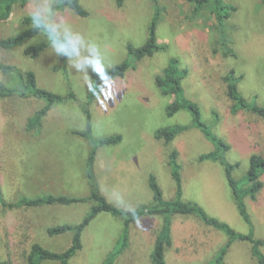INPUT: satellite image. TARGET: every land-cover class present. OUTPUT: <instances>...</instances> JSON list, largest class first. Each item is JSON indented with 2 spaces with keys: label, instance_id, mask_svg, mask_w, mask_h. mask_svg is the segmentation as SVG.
<instances>
[{
  "label": "rangeland",
  "instance_id": "obj_1",
  "mask_svg": "<svg viewBox=\"0 0 264 264\" xmlns=\"http://www.w3.org/2000/svg\"><path fill=\"white\" fill-rule=\"evenodd\" d=\"M58 0H29L15 4L8 19L0 20V39L18 33L29 25L23 18L36 14L76 52L64 61L62 48L50 44L39 55L23 53L26 45L45 41L41 33L12 49L0 47V65L24 72L32 70L37 85L75 100L54 103L43 116L40 127L28 130V118L45 104L32 96L0 99V195L8 204L22 197L46 194L86 197L90 193L85 175L86 160L94 143L102 137L119 134L121 141L96 148L93 170L99 192L113 205L129 211L152 200L148 177L152 173L166 200L174 196V182L167 164L168 153L178 151L183 184L182 198L199 204L211 216L235 231L264 239V188L256 198H244L251 224L239 214L235 200L218 162L197 161V156L215 148L201 131L192 126L189 111L165 112L173 99L163 95L154 78L177 58L187 69L182 80L184 93L197 102L201 120L224 140L229 149L226 160L238 163L235 179H244L252 154L264 158V120L246 110L230 112L222 77L230 69L241 76L238 88L250 102L264 104V0H224L234 10L226 24L235 56H223L216 45L215 19L209 8L192 13L187 0H79L87 16H78ZM160 9L156 37L164 48L134 63L124 76L104 79L99 91L89 98L96 74L128 57L127 44L141 46L149 35L155 11ZM14 73L0 69V82L11 84ZM88 103L91 138L74 131L86 127L82 106ZM188 127L170 142L156 139L160 127ZM92 139V140H91ZM264 187V173L260 176ZM262 190V191H261ZM258 195V196H257ZM248 203V204H247ZM92 202L43 204L33 207L3 206L0 203V261L28 264L27 254L36 242L53 251H64L70 244V231L48 235V227L77 224ZM162 224L157 215L130 224L128 239L111 264H152L150 252ZM123 219L108 212L98 213L81 234V248L67 264H103L117 249ZM228 237L204 224L195 215H172L170 242L165 247L167 264H205L214 259ZM264 254V244L259 246ZM225 264H257L251 244L235 240L229 246ZM40 264H60L45 260Z\"/></svg>",
  "mask_w": 264,
  "mask_h": 264
},
{
  "label": "trees",
  "instance_id": "obj_2",
  "mask_svg": "<svg viewBox=\"0 0 264 264\" xmlns=\"http://www.w3.org/2000/svg\"><path fill=\"white\" fill-rule=\"evenodd\" d=\"M29 0H0V20H6L12 12L15 4L25 5ZM193 4L192 13L197 14L204 8H209L215 19L214 29L216 30V45L223 56H235L236 53L229 45L231 42L230 36L227 31L226 18L229 17L234 7L231 4L225 3L224 0H187ZM58 7H68L78 16H87V10L80 4L79 0H58ZM124 0H115L118 6L123 4ZM160 9L155 6L150 26L149 35L147 40L138 47L132 44H127L128 57L120 63L102 70L96 74L92 90L89 98L99 91V83L101 80L122 77L125 72L132 68L134 63L143 59L146 56H151L154 52L164 48L159 45L156 37V25L159 18ZM23 23L29 25L24 30L0 39V47L3 49H12L20 46L29 38H32L41 33L45 36L46 40L38 42L33 45H26L23 49L25 55L36 57L48 45L54 44L63 50L62 60L64 61L69 55L76 52L75 46L68 40L58 37L53 29L45 24L36 14H31L23 18ZM0 69L4 73H14L17 80L11 84L0 82V99L9 96H32L38 99L45 100V104L37 109L27 120L26 128L28 130L37 129L40 127L43 116L48 112L51 106L57 102L66 100H75L73 92L69 91L65 95L54 93L48 89L42 88L37 85L35 73L32 70L24 72L16 69L10 65H0ZM187 75V69L179 66L177 58H171L168 64L157 74L154 78L155 85L158 87L163 95L171 96L173 99L165 107L167 115H172L180 109L187 110L192 117V126L198 128L206 139L211 141L215 148L209 152L201 153L197 156V161L202 162L211 160L218 162L224 168L225 178L229 187L231 188L236 208L243 218V220L251 224L250 215L247 211L244 198L249 196L255 198L256 193L262 188L263 181L260 176L264 173V158L258 154H252L249 159V167L244 175V179L238 180L232 176V171L238 166V163H231L226 160L224 153L229 149V145L219 138L216 134L212 133L206 124L201 120L200 110L197 102L187 97L184 93L182 80ZM241 79L240 75L236 74L234 69H230L222 77L226 85V93L232 102L230 112L236 114L239 110L249 111L264 120V104H257L248 101L240 92L238 83ZM87 101L82 106V111L86 118V127L83 131H74V133L89 139L91 138V115L88 108ZM188 127L182 125H172L160 127L154 132L156 139H163L164 142H170L175 136L187 129ZM92 140V139H91ZM121 141V135L114 134L102 137L98 140H92L94 143L93 148L89 151L86 160L85 175L88 179L90 193L86 197H72L66 195H53L46 194L36 198L22 197L15 204L6 203L0 195V203L3 206H24L33 207L43 204H74L78 202L91 201L89 211L84 216L81 222L77 224H61L46 229V233L50 236L70 231L72 233L71 244L61 252L50 251L40 244L34 242L31 244L27 254L28 264H40L45 260H54L60 264H67L69 259L73 257L76 252L81 248V234L89 222L100 212H108L112 215L119 216L123 219V230L117 242V249L110 252L103 264H111L113 258L122 251L128 239V229L130 224L136 222L142 217L149 215H157L162 219V224L158 234L155 237L151 252L150 261L152 264H167L165 260V247L170 242L171 221L172 215H195L204 224L222 231L228 237L226 244L220 247L214 259L205 264H225V254L235 240L247 241L251 244V253L256 259L257 264H264V254L259 246L264 244V239H256L250 231L248 234H243L235 231L227 223L218 220L217 218L209 215L203 207L196 202L185 201L182 198V178H181V165L178 161V151L172 149L168 153L167 164L170 168V174L174 182V196L166 200L163 197L162 190L157 182L154 174L148 177V186L152 192V200L148 203H143L136 208L125 211L109 201L99 192L93 164L95 160L96 148L98 146L116 144ZM0 264H5L0 261Z\"/></svg>",
  "mask_w": 264,
  "mask_h": 264
},
{
  "label": "crops",
  "instance_id": "obj_3",
  "mask_svg": "<svg viewBox=\"0 0 264 264\" xmlns=\"http://www.w3.org/2000/svg\"><path fill=\"white\" fill-rule=\"evenodd\" d=\"M155 177H156V176H155ZM181 178H182V176H181ZM156 179H157V178H156ZM157 182H158V181H157ZM148 187H149V186H148ZM263 188H264V187H262L261 189L263 190ZM182 190H183V184H182ZM262 190H261V191H262ZM257 196H258V195H257ZM255 198H256V196H255ZM255 198H254V199H255ZM247 204H248V203H247Z\"/></svg>",
  "mask_w": 264,
  "mask_h": 264
}]
</instances>
